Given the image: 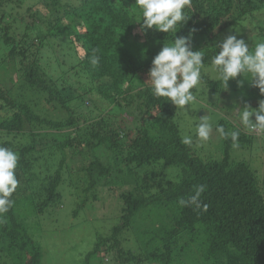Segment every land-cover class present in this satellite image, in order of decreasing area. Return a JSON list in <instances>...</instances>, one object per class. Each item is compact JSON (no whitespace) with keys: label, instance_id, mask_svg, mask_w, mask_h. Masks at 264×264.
<instances>
[{"label":"trees","instance_id":"16d2710c","mask_svg":"<svg viewBox=\"0 0 264 264\" xmlns=\"http://www.w3.org/2000/svg\"><path fill=\"white\" fill-rule=\"evenodd\" d=\"M185 12L175 36L195 29L192 50L204 52L194 104L217 115L214 131L240 132L235 147L218 133L215 156L182 142L178 107L145 84L174 34H142L135 0H0V146L19 155L0 264H42L43 222L66 201L72 217L97 206L113 223L73 264H264V164L239 159L264 156V133L243 126L238 108L264 96L239 76L224 89L211 64L223 33L248 31L250 48L264 41V0H191ZM201 184L202 207H181ZM105 186L121 189L111 217ZM130 234L136 249L125 253Z\"/></svg>","mask_w":264,"mask_h":264},{"label":"clouds","instance_id":"9594fccd","mask_svg":"<svg viewBox=\"0 0 264 264\" xmlns=\"http://www.w3.org/2000/svg\"><path fill=\"white\" fill-rule=\"evenodd\" d=\"M191 0H135V6L139 9L140 32L143 34L147 30H155L161 33H172L174 39L169 44H163L161 50L152 60V65L148 72V80L145 84H150L152 93L164 101L170 102L176 108L186 109L197 100L192 91L203 83L201 69L204 67V52L202 50H192V38L195 32L193 29L186 36L176 37L189 17L185 9L190 7ZM138 22V23H139ZM215 49V48H213ZM211 64L218 73V78L227 88L230 80L238 76L244 81L259 90L264 96V41L255 44L254 48L238 39L237 35H228L219 45L218 51L215 49ZM99 58L94 56L91 60L93 65L98 63ZM247 75L248 80L243 77ZM239 108V121L249 130L264 133V100L259 101L256 109L248 106ZM254 117V121L250 119ZM213 128L208 119L203 116L196 126V136L201 141L210 138ZM215 131L224 138H230L233 146L240 136L238 130L225 131L223 126H217ZM191 136H185L183 143L190 145ZM19 155L8 147L0 146V216L7 213L13 206L14 201L10 198L16 191L19 180L16 176ZM206 191V185L196 186L194 195L188 200L183 198L178 200L181 207L194 205L196 209L202 207L201 195ZM206 208V205H203Z\"/></svg>","mask_w":264,"mask_h":264},{"label":"rangeland","instance_id":"374dc122","mask_svg":"<svg viewBox=\"0 0 264 264\" xmlns=\"http://www.w3.org/2000/svg\"><path fill=\"white\" fill-rule=\"evenodd\" d=\"M247 34H249L248 31L242 35H239V39H244L248 45L251 46L253 37L252 39L250 38V40H248ZM224 39L225 35L223 33L221 34V42ZM217 41L218 38L214 40L215 43ZM8 87H10L9 83ZM197 89L199 93L203 92L204 90L201 85H199ZM257 93L260 94L259 90ZM185 107L187 111L178 107L181 118L178 117L177 120L179 121L178 123L182 138L184 139L185 136H191L193 138L192 143L195 144L196 149L202 148L203 155L209 154L207 156H210L212 154L215 156L219 153L220 147V138L218 133L213 129L212 133L210 134V138L207 141H201L196 136V126L200 123V118L203 116L208 119L210 124L214 123L212 120H215L217 115H204V110L197 108L194 103L188 107ZM113 120L116 121L117 119L115 120L113 118ZM127 123H129V120H127ZM131 128L132 127H130L128 130ZM54 135L58 136L57 134ZM261 139H263V137ZM100 151L101 152H98V155L105 158V153H102V150ZM247 157L256 167L262 166L264 164L263 155L257 153L251 157V154H248V151H246V153L241 151L239 159ZM82 158L83 157L81 155L78 157H72L73 163L77 165L82 164L84 162V159ZM126 188L127 186H124L123 190ZM120 191L121 189H114V187L113 189H109V187L105 186L99 192V196L102 195L101 199L108 198L107 213L110 217L111 214L116 215L119 211L120 203L118 202V195ZM64 205V209L61 212H58L56 217L49 221L43 222L44 228L50 227L51 229H47V232L40 234L38 239L43 249L42 264H56V262L58 264L78 263L82 257V254L91 248L92 243L97 237L96 235L98 233L107 231L113 224L108 221V217H103L105 211L101 210L100 207L97 209V206H92L93 208L83 209V212H80V215L75 218L71 215L72 205L67 201L64 203ZM40 221H43V219ZM37 233L38 232H36V234ZM125 236L126 239L122 242L123 252L127 253L128 251L135 250L136 248L132 235L130 234ZM180 258L185 260V254H181ZM45 259L47 261L44 262Z\"/></svg>","mask_w":264,"mask_h":264}]
</instances>
